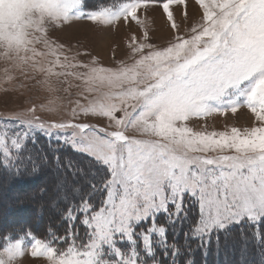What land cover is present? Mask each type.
<instances>
[{
	"label": "snow or ice",
	"instance_id": "obj_1",
	"mask_svg": "<svg viewBox=\"0 0 264 264\" xmlns=\"http://www.w3.org/2000/svg\"><path fill=\"white\" fill-rule=\"evenodd\" d=\"M18 3L28 11L35 8L41 21L47 17L56 28L83 18L107 25L134 21L144 29V41L148 30L138 11L158 4L177 35L162 48L133 37L131 63L83 62L50 39L48 29H39L43 40L28 47L20 18H9L12 7L4 8ZM195 4L202 12L199 23L181 35L173 6H183L187 18V0H129L116 11L87 13L83 0H0V42L10 50L0 57V91L16 88L19 74L48 94L45 103L9 117L22 131L11 136L0 132L5 166L19 174L21 168H12L10 158L39 132L106 166L108 173L88 193H105L98 207L82 198L68 212L70 220L76 211L82 215L89 230L86 243L78 247L73 240L58 251L33 237V257H45L49 264H164L156 255L160 249L167 264H179L183 249L168 241L166 225L175 233V225L189 220V206L198 208V220L186 240L189 235L199 238L205 255L213 232H227L244 221L256 226L254 237L264 244L259 230L264 222V0ZM71 88L79 91L66 109L70 118L45 119L65 110L59 93ZM242 107L254 118L250 127L197 131L189 126L193 118L236 114ZM38 110L44 115H37ZM89 116L106 120L107 126L78 122ZM160 216L166 224L158 222ZM22 244L17 240L5 250L8 264L24 254Z\"/></svg>",
	"mask_w": 264,
	"mask_h": 264
},
{
	"label": "rangeland",
	"instance_id": "obj_2",
	"mask_svg": "<svg viewBox=\"0 0 264 264\" xmlns=\"http://www.w3.org/2000/svg\"><path fill=\"white\" fill-rule=\"evenodd\" d=\"M127 2H129V0H83V11L86 13L99 12L103 9H111L112 11H116L121 4ZM173 9L175 20L179 25V34H189L191 27L199 23L200 15L202 14L199 6L195 4V0H187V18H185V10L183 6L174 5ZM21 11L22 10L18 8H11L7 16L9 18L19 19ZM2 15L3 14L0 13V16ZM138 17L145 20L146 22L149 37L147 41H144L143 39V28L137 25L134 21H126L123 19L111 25H107L102 22H93L87 18H83L72 22L70 26L62 25L59 28L50 26L48 29L49 38L57 43L63 44L65 52L70 56L79 54L78 59L83 62H90L93 58H95L102 65L115 67L120 61L131 63L132 53L129 45L132 43L133 37L136 38L137 43L147 42L153 44L156 47L162 48L167 46L169 42L173 41L177 35V32L171 28L170 23L167 21L166 16L162 13V10L158 4L153 5L147 10L138 11ZM2 22L3 20L0 19V23ZM0 67H3V64H0ZM29 75H31V73H29ZM36 79H40V76L37 75ZM21 83L24 84L23 88L19 87ZM72 83L78 84L79 82L72 81ZM16 85V88L7 92L0 91V132L7 130L9 136L16 132H20L23 129L22 125H19L16 120L9 119V117L34 105L39 106L40 104L45 103L48 96L46 92L43 93L37 90V87L35 86V80H26L23 75H17ZM4 87L11 88V86L8 84H5ZM67 87V84L63 85V88ZM78 91L79 89L77 88H71L67 93L64 91L59 93V96L62 97V103L65 109L61 110L59 114L44 115L38 110L37 115H44V118L49 121L69 119L70 117L66 109H70L73 106L71 102L78 98L76 95ZM78 122L93 123L99 127L107 126L106 120L91 116L81 117ZM253 122L254 118L251 116L249 110L246 107H242L238 109L236 114L229 112L227 114H214L207 118H193L190 121L189 126L193 127V129L197 131H224L229 130L233 126L241 129L250 127L252 126ZM40 139H45L52 143L56 150L66 148L74 151L71 149V147L63 145L62 142H58L55 139H49L43 134L37 132L35 134V139H32L31 137L28 138L23 144L22 149L18 152H14V155L9 161L10 165L13 166V164L16 162L22 161L21 165L24 166V164H26V156L30 151L31 145ZM0 155L2 156V154ZM81 155L86 156L85 154ZM212 155H215V153ZM2 159L4 161L3 156ZM40 165H44L43 169L51 170L52 173H55L59 166L58 164H42V162H40L37 164L38 168H40ZM99 166L104 169V173H107L106 166ZM93 167L94 166H92L91 163H87L83 160L82 168L86 170L85 173H83V169L78 167L76 169V175H73V173L69 174L70 172H68L66 176L55 175V181L50 180V174L43 170V173H46L44 174V177L34 185L30 184L25 190H19L18 188L7 190L6 187H4L6 185L4 183L5 180L0 179V209L7 210L8 203L11 205L17 201V205L14 207V209H12L11 214H14V216L16 215L14 219L18 220L22 217V215L28 213V211L22 209V207L18 205L20 202H22L20 201V197L22 198L27 193L36 197L40 191L42 192L45 190L46 194H48L43 197L40 204L37 203L36 206H28L31 207L28 209H32V213H34V211L36 212V209H39V207L41 208L42 206L55 207L58 204H62L67 194H75L80 198H76V201L74 202L75 207L69 208L67 210V217L68 212L71 209L78 208V206L81 204L82 198L89 199L90 202L98 207L100 200L105 195V193L101 192L102 194H99L98 192H95L91 196H88V193L92 192V185H98L97 182L93 184L94 176L98 175L95 173ZM48 180L51 182H49L50 185L47 189L45 183ZM52 194H54V197L52 196V198L49 199L48 197ZM23 200L25 203H30V201H26V198ZM10 212L11 211L9 210L8 213ZM73 214L76 216V219L70 221H78L80 222L79 224H81V226L72 225L69 231L66 232L67 234H64V232H60L59 234H54V232H51L47 234L44 229L45 232H40L39 234H34L32 231H22L21 233L10 232L9 234L0 236V260H3L4 264H8L9 258L5 250L10 244L15 243L17 240H22V249L24 254L17 256L13 261V264H49L45 257L32 256L31 245L34 243L33 237L35 239L45 241L46 243H50L53 247L57 248L58 251L66 250L73 240H75V243L78 247L82 246L87 241L86 232L89 230L82 224V215L78 211L74 212ZM188 216L190 217V220H186L175 225L177 229L176 232L179 231L178 227L181 225L183 226V224H189L188 226L191 229V227L198 220V208L189 206ZM158 222L160 224H166L163 216L158 217ZM20 224L23 225L26 224V222L22 221ZM262 224H264V222L259 225V228L261 227V229L264 228ZM242 226L253 227L255 225L244 221L239 224L230 225L227 232L224 230L213 232L210 237L207 238V245L212 243V247L209 248L207 246V255H205V252L202 251L200 252V255L194 254L195 256L192 257L190 253H192L191 250H193V247L188 248L185 245H177L183 249V254L180 257L187 256L186 260L190 259L192 264H261V260L264 259V244L258 243V238L254 237V232L256 230H252L253 236L250 237L247 234L244 235V233H247L248 230L243 229ZM166 227V235L168 238L169 231L173 226L166 225ZM137 230H139V228ZM260 232L264 233V229ZM175 235H177V233ZM219 235L220 237L222 236L220 240L217 239ZM232 235L239 236L229 238L232 237ZM175 238L177 239V236H175ZM215 240L217 241L214 242ZM200 243H202L201 240ZM120 246L122 249H126L128 247L126 242H122ZM201 247L204 249L203 244H201ZM157 252L160 254L158 255ZM156 255L162 261H164V264H167V259L164 257L160 249L156 250Z\"/></svg>",
	"mask_w": 264,
	"mask_h": 264
},
{
	"label": "trees",
	"instance_id": "obj_3",
	"mask_svg": "<svg viewBox=\"0 0 264 264\" xmlns=\"http://www.w3.org/2000/svg\"><path fill=\"white\" fill-rule=\"evenodd\" d=\"M100 1H105V0H100ZM32 149V150H31ZM27 160H25L24 166L21 165L22 161H18L13 166L12 168H15L19 166L21 168L19 174H15L10 167H6L5 163L2 159V156L0 155V179L5 180V186L7 190H10L12 188H18L19 190H25L30 184L34 185L38 181H40L43 177V166L40 165V168H38L37 164L40 162L47 163V164H52L56 165L58 164V169L56 170L55 173H52L51 170H44L45 172L49 173L50 175V180L55 181V175L60 176V175H65L70 172L69 174L73 173V175L77 172L76 169L79 167L82 168V161L84 160L85 162L91 163L93 169L95 170V173H97V176H94V183H98V187L101 185L102 180H106L108 178V173H104V169L98 165L92 158L86 157L84 155H81L80 153H77L75 151H72L70 149H58L56 150L55 147H53L52 143L48 142L45 139H40L36 142H34L31 147L30 151L28 152L26 156ZM36 160V161H35ZM37 163V164H36ZM36 167V168H35ZM80 169V170H81ZM84 170V169H83ZM86 170H84L83 173H85ZM76 175V174H75ZM48 180L45 184L47 189L49 188V182ZM1 187V183H0ZM3 187V186H2ZM99 194H102L101 192H98ZM48 194V193H47ZM46 194L45 191H40L38 196L34 197L29 195L28 193L23 196L22 198L20 197V204H18L22 209L28 211L27 214L22 215V217L18 220L14 219V214L12 213V209L16 207L17 201L14 202L13 204L7 205V210L0 209V236L9 234L10 232H16V233H21L22 231H32L34 234H39L40 232H45L47 234L54 232L55 233H60L64 232V234H67L66 232L69 231L70 227L72 225H78L80 222L76 221H70L67 217V210L69 208L75 207L74 202L76 201V196L75 194H67L65 196V200L62 204H58L57 206L53 207H45L42 206L39 209H36V212L32 213V209H28L31 207L30 206H36L37 203L40 204L41 200ZM31 196V197H30ZM54 197V194L50 195L48 198ZM39 197V198H38ZM26 198V201H30V203H25L23 199ZM78 199H80L78 197ZM77 199V200H78ZM15 204V205H14ZM11 211L8 213V211ZM30 210V212H29ZM55 211V212H54ZM49 214V215H48ZM193 215V214H192ZM12 217V218H11ZM11 218V219H10ZM165 220V218H164ZM190 220V217H189ZM26 222V224H20L21 222ZM189 224H183V226L178 227V232L177 235L176 233L173 232L171 229L168 234V241L170 243H175L176 245H187L186 247L192 248L193 250L190 255L194 257L196 255H200V252H204V249H202L200 240L197 237H192L189 235L186 240V233H190V227L188 226ZM264 226V224H262ZM243 229L248 230L247 233H244V235L248 236H253L252 230H256V226L249 227V226H242ZM173 228V227H171ZM45 229V231H44ZM260 231H262L264 228L261 229L259 228ZM41 230V231H39ZM234 234H239V233H234ZM46 236V235H45ZM49 236V235H48ZM177 236V239L175 238ZM225 236V235H224ZM239 236V235H236ZM235 235H232V237L229 238H234L236 237ZM222 236L217 237L218 240H220ZM230 240V239H229ZM215 240L214 242H216ZM202 242V241H201ZM213 242V243H214ZM210 245H207L209 248L212 247ZM201 248V250H200ZM190 251V252H191ZM159 255L160 253L157 252ZM187 256L185 257H180L179 258V264H185ZM204 258V257H203Z\"/></svg>",
	"mask_w": 264,
	"mask_h": 264
},
{
	"label": "clouds",
	"instance_id": "obj_4",
	"mask_svg": "<svg viewBox=\"0 0 264 264\" xmlns=\"http://www.w3.org/2000/svg\"><path fill=\"white\" fill-rule=\"evenodd\" d=\"M9 7L18 8L23 11V15L20 16V28L25 34V39L31 42L29 43L28 47L34 46L38 40H43L44 32L39 29H49V27L55 23L47 17L41 21L40 13L36 11L35 8H32L31 11H28L24 4L4 5L5 10H7ZM30 21H35L36 23H30ZM9 51L10 50L7 47V44L0 42V57Z\"/></svg>",
	"mask_w": 264,
	"mask_h": 264
}]
</instances>
